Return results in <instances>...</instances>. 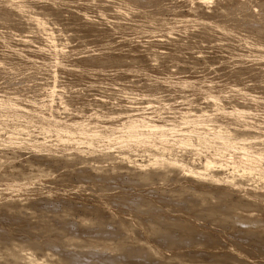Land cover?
Here are the masks:
<instances>
[{
    "label": "rangeland",
    "instance_id": "rangeland-1",
    "mask_svg": "<svg viewBox=\"0 0 264 264\" xmlns=\"http://www.w3.org/2000/svg\"><path fill=\"white\" fill-rule=\"evenodd\" d=\"M30 14L33 16L39 14V20L41 19L42 22L37 23V17L32 18ZM262 33H264V0H0V176L3 174L0 178V188H3L4 183L9 179L24 182L18 188L15 186L6 193L2 188L0 189V236L15 237L24 234L27 229L22 230L19 227L23 224L37 226L41 223L40 227L45 229L46 223L50 222L52 226L45 231L38 229L40 231L36 234L31 233L37 240H41V243L47 242L41 250L37 251L34 248L24 250V255L17 259L11 255L12 251L16 252V246L5 251L0 247V263L8 258L12 259L9 264H26L30 261L28 258L34 256L37 259H32L36 260L33 261L34 264H42V262L45 264L48 261L50 263L52 259L51 263L57 264L56 247V249H69L68 252L78 249L82 252L90 251L94 253V261L100 263L103 262L101 256L105 254L118 256L119 253V256H125L128 248L133 245V249L137 247V249L147 250L146 253L142 252L144 251L142 249V254L138 256V261L143 264H208V262L210 264L211 260V264H264V239H262L264 238V216H261L264 214V208H262L264 207V186L261 182L251 180L240 188L241 185L237 181H228L231 179L227 175L232 169L231 164V167L228 166L230 168L227 169L228 171L226 167L220 170L217 165L212 167L216 168V171L213 169L211 171L210 168L207 173L214 172L215 179L211 177L205 180L208 177L204 175L205 178L202 175H199L201 177L199 178L198 174L197 177L192 176L196 173H189L191 174L189 176L187 172L180 171L181 162H183L182 165L189 164L193 171L197 172L198 169L201 171V167L198 166L200 164L202 166L205 158L213 154V149L200 147L194 150V145L176 147V151L172 152L176 155L180 154L177 155L178 160L182 158L179 164L177 163L179 170L175 169L178 167L176 165L173 166L175 170L167 166L161 169L151 164L146 167L143 164L145 158L141 155L142 149L138 147L137 149L135 146L136 149L132 148L135 149L131 156L135 159L131 158L132 161L116 158L108 160L106 157L92 160L90 150L107 143L111 135L108 137L105 135L107 138H104L103 134V138L97 135V140L101 139L99 142H102L99 146L84 141L77 132L71 133L72 140H68L66 135L61 139H55L54 132L45 128V123L54 119L68 125L82 122L85 126L92 127L96 124L101 131L113 125L120 128V123L125 122L130 115L151 117L159 123L172 120L174 124H179L187 115L204 113L207 114L208 119H211L204 123L209 124L208 126L204 125L205 127L202 128L203 124L200 121L201 124L187 126L190 129L186 126L182 127L183 130L177 129L180 131L175 129V134L197 136L208 142L210 137L208 128L212 126L211 124L214 126L221 124L223 130H229L231 133L235 131L232 133L235 137L248 134L249 136L246 135V137L251 138L249 139L251 143L258 140L256 136L262 135L258 143L263 144L264 34ZM194 88L196 90L199 88L200 93L205 91L203 93L205 98ZM214 90L218 96L215 101L211 96L208 98L205 96L206 92L215 93ZM217 92L222 94L221 99ZM26 115L29 116L26 117ZM97 115L100 117L98 118ZM181 117L183 119L179 120ZM25 118L28 119L25 120ZM249 118H254L255 121ZM93 121L97 123L93 124ZM248 122L251 125L246 128ZM260 122L262 124H258ZM144 129L147 130V128ZM243 131L244 133H241ZM171 132L168 131L167 134ZM115 134L118 137V133H113V137L111 136L113 140ZM212 134L217 135L216 132ZM15 138L16 144H7V142L15 143ZM36 142L52 147V153H48V150L43 151L42 148L36 149L37 147L32 146L37 145ZM115 147H108V149L105 147L104 152L106 150L107 154L117 153L119 148ZM164 153L167 154L165 151ZM227 155L230 154L227 153ZM214 157L220 160L223 158L218 155ZM231 157L227 156L228 161ZM225 159L224 155L222 160ZM39 168L43 169L44 173ZM37 170H40V173ZM97 171L100 174H96ZM221 171L224 172L221 173ZM20 173H23L22 177ZM7 175L8 178H5ZM220 176L228 177V179L224 177L227 181ZM210 179L214 181L218 179V181L214 183ZM216 182L222 186L217 185ZM200 188L203 191L198 190ZM250 190H256V192H250ZM196 191L199 195L195 194ZM202 192H204L203 195ZM260 192H263V195ZM257 193L262 195H259L263 197L260 198L261 200L257 199L258 197H252L253 194H256L253 195L256 197ZM236 195L239 197L237 198ZM252 203L255 204L253 205L255 209ZM189 204L194 205L190 208ZM257 206H261L262 210L257 209ZM240 208L242 210L244 208L245 211L243 212ZM251 211L257 213L253 214ZM259 213L261 214L258 215ZM10 214L13 216H8ZM83 216H86L85 220H82ZM98 218L101 220L99 223H97L100 221ZM170 223L172 228L169 226ZM101 224H107L108 230L109 228L114 231L119 230L118 233L123 226L122 229L127 234L122 230L121 238L114 240L115 242L110 241L111 244L108 246L88 243L96 245L84 244L81 248L80 244L82 245L83 242L81 234L87 229L95 233ZM155 224L158 226L156 227ZM55 225L65 226L69 231L67 236L58 238L59 242L54 239L56 229L53 226ZM165 228L169 229L175 237L174 239L171 237L173 240L168 246L169 243L164 240L163 235L159 236L161 232H166ZM195 231L196 235L194 233L193 235L192 232ZM184 233L188 236L185 237ZM189 235L194 239L189 241ZM130 238L133 241L132 244ZM184 238H187L186 243ZM51 239L55 242L49 244ZM125 248H127L126 251ZM152 248L157 254L153 253ZM19 249L18 247L17 250ZM30 251L36 256L33 254L30 256ZM148 251L152 252L148 253ZM171 254L178 256L173 258ZM242 258L245 259L242 260ZM31 261L30 264H32Z\"/></svg>",
    "mask_w": 264,
    "mask_h": 264
},
{
    "label": "bare ground",
    "instance_id": "bare-ground-1",
    "mask_svg": "<svg viewBox=\"0 0 264 264\" xmlns=\"http://www.w3.org/2000/svg\"><path fill=\"white\" fill-rule=\"evenodd\" d=\"M137 2V1H136ZM127 3V2H126ZM230 3V2H229ZM201 4V3H200ZM235 6V5H234ZM215 7V6H214ZM260 8V7H259ZM226 10V9H225ZM36 13H38V12H36ZM36 13H34V14H36ZM250 13V12H249ZM252 13V12H251ZM31 15V17L33 18L34 16H36V15H32V14H30ZM39 15V14H38ZM36 16L37 17V19H35V20H37V23H38V21H41V19L39 20V16ZM36 17H34V18H36ZM41 17V16H40ZM46 17V16H45ZM42 18V17H41ZM35 20H34V22H35ZM43 20V19H42ZM51 21V20H50ZM42 22V21H41ZM44 22V21H43ZM54 23V22H53ZM40 24V23H39ZM43 24V23H42ZM41 27V26H40ZM43 27V26H42ZM46 27V26H45ZM44 27V28H45ZM254 27V26H253ZM54 28V27H53ZM255 28V27H254ZM252 29V28H251ZM244 30V29H243ZM45 32V31H44ZM46 32H48V31H46ZM52 33V32H51ZM48 34V33H47ZM54 34V33H53ZM262 34H264V33H262ZM43 36V35H42ZM264 36V35H263ZM251 37V36H250ZM46 39V38H45ZM258 39V38H257ZM254 40V39H253ZM263 45V44H262ZM230 46V45H229ZM232 47V46H231ZM230 48V47H229ZM243 60V59H242ZM54 65V64H53ZM39 66V65H38ZM259 67V66H258ZM90 74V73H89ZM101 77V76H100ZM109 80V79H108ZM191 84H193V83H191ZM119 86V85H118ZM195 86V85H194ZM203 87V86H202ZM212 88V87H211ZM226 88V87H225ZM195 89V88H194ZM198 90H199V88H197ZM202 89V88H201ZM213 89V88H212ZM196 90V89H195ZM198 90H196V91H198ZM206 90V89H205ZM200 91V90H199ZM198 91V93H200ZM202 91V90H201ZM204 91V90H203ZM207 91H208V88H207ZM213 91V90H212ZM206 92V94H205V96H207V98H208V96H211L212 98H213V100L215 101L216 99H217V97L218 96H216V91L214 90V92L215 93H213V92ZM225 91V90H224ZM205 92V91H204ZM204 92H201L202 93V95H203V93ZM116 93V92H115ZM200 93V94H201ZM105 94V93H104ZM217 94L218 95H220V99H221V97H223V96H221L222 94H219V92H217ZM233 94V93H232ZM120 95V94H119ZM131 95V94H130ZM134 96V95H133ZM244 96V95H243ZM7 97V96H6ZM203 97H204V95H203ZM242 97V96H241ZM246 97V96H245ZM102 98V97H101ZM205 98V97H204ZM210 98V97H209ZM6 99V98H5ZM142 99V98H141ZM8 100V99H7ZM151 100V99H150ZM250 100V99H249ZM210 101V100H209ZM252 101V100H251ZM166 102V101H165ZM231 102V101H230ZM18 103V102H17ZM161 103V102H160ZM214 103V102H213ZM243 103V102H242ZM5 104V103H4ZM150 104V103H149ZM165 104V103H164ZM248 104V103H247ZM9 105H11V104H9ZM14 105H16V104H14ZM152 105V104H151ZM214 105H216V104H214ZM218 105V104H217ZM17 106V105H16ZM183 106V105H182ZM219 106V105H218ZM246 106V105H245ZM249 106V105H248ZM27 107V106H26ZM31 107V106H30ZM139 107V106H138ZM168 107V106H167ZM240 107V106H239ZM6 108V107H5ZM11 108V107H10ZM156 108V107H155ZM186 108V107H185ZM234 108V107H233ZM241 108V107H240ZM239 108V109H240ZM252 108V107H251ZM250 108V109H251ZM34 109V108H33ZM157 109H158V107H157ZM202 109V108H201ZM221 109V108H220ZM242 109V108H241ZM243 109H245L244 107H243ZM254 109V108H253ZM5 110V109H4ZM28 110V109H27ZM36 110V109H35ZM149 110H152V109H149ZM160 110V109H159ZM158 110V111H159ZM197 110V109H196ZM204 110H206V109H204ZM227 110V109H226ZM234 110V109H233ZM236 110V109H235ZM238 110V109H237ZM249 110V109H248ZM2 111V110H1ZM14 111V110H13ZM24 111V110H23ZM32 111V110H31ZM134 111V110H133ZM241 111H243V110H241ZM245 111V110H244ZM251 111V110H250ZM51 112V111H50ZM182 112V111H181ZM212 112V111H211ZM228 112V111H227ZM240 112V111H239ZM254 112H255V110H254ZM9 113H10V111H9ZM14 113V112H13ZM24 113H27V112H24ZM32 113V112H31ZM36 113H38V112H36ZM126 113V112H125ZM128 113V112H127ZM151 113H152V111H151ZM156 113V112H155ZM206 113V112H205ZM225 113V112H224ZM229 113V112H228ZM235 113V112H234ZM44 114V113H43ZM46 114V113H45ZM53 114V113H52ZM136 114V113H135ZM157 114V113H156ZM186 114V113H185ZM231 114H233V113H231ZM200 115V114H199ZM199 115H192V116H188L187 115V117H184V119L185 120H182L183 118L181 117V119H179V120H182V122L181 123H179V124H174V121L172 122V120L171 121H166L165 120V122H163V123H159V121H155V120H153L151 117H149V118H145V116L143 117H136V115H133L134 117H132L131 115V117L130 116H128L129 118H127V120L125 121V122H123V123H120L121 124V126H120V128H117V127H114V125L112 126V127H110L109 129H103V130H101L100 131V129H98V126L95 124V123H97V122H94L93 121V124H95L94 126H92V127H87V126H85L82 122L81 123H79V122H74V123H72L71 125H68V124H66V123H60V122H57V121H55L54 119L53 120H48L46 123H45V128H47L49 131H51V132H54V134H55V139H61V137L62 136H64V135H66L67 136V139L68 140H72V137L71 136H73L71 133H73V132H77L78 133V135L80 134V138L81 139H83L84 141L86 140V141H88V142H90V143H92V144H95V145H99L100 146V144L102 143H100L99 141L101 140V139H99V140H97V138H98V136H100V137H102L103 138V136H102V134L104 135V138H107L109 135H111L112 136V134L113 133H118V137H116V134H115V138H114V140L112 139V137L111 136H109V138H111V139H107L108 141H107V143L105 142H103L104 144L103 145H101L100 147H98V146H95V147H93V150L91 151L90 150V152H91V156H92V160L94 159V160H97V159H102V158H104V157H106V158H108V160L109 159H111L112 158V160H113V158H116L117 160L118 159H120V160H129V161H132V159L134 158H132L131 156H132V152H134L133 150H135L137 147L138 148H141L142 150H141V155H143L144 156V160H143V164L147 167V165H149L150 166V164L152 165V166H157V168H163V166L164 167H175V165L176 166H178L177 165V163L179 162V160H181V159H177V155H180V154H174L172 151L173 150H175V148L177 147H185V146H187V145H194L195 147V149L194 150H196V149H199L200 147L201 148H211V150L213 149V154L212 155H210L209 157H206L205 158V161L203 162V164H202V166H201V164H200V166H198V167H201V171H200V169H198L197 170V172L196 171H193V169L191 168V166L189 165V164H181V163H183V162H181L179 165L181 166L180 167V171H184V172H187V175H189V173H196V174H194V175H192L193 177H197V176H199V175H202V177H203V175L204 176H206V177H208V178H205V177H203V178H205V180L206 179H209V178H211V177H213V176H215V173L213 172H210L209 171V173H207V171L211 168V171H212V169H213V171H216L215 169L216 168H212L213 166H219L218 168L221 170L223 167H226V170L227 169H230V168H228V166L229 167H231V165H232V169L230 170V172H229V174H227L228 176H230L231 177V179L230 180H228V181H237L238 183H240V185L241 186H239L240 188L242 187V185L243 184H246V183H248V182H250L251 180H257V181H259V182H261V184L264 186V143L263 144H261V143H258V141H259V137L260 136H262V135H258V136H256V138L258 139V140H256V142L254 141H252V143H251V140L249 141V139H251V138H248V137H246V135H248V134H246V135H244V134H242L241 136H238V137H235V136H233L232 135V133L234 132L235 133V131H233L232 133H231V131H229V130H226V129H222V127H221V124H216L215 126L213 125V124H211L212 126L211 127H209L208 128V133H209V136L210 137H208V142L207 141H204V140H202V138L201 137H195V136H192V135H188V134H183V135H180V133H179V135L177 136L175 133H176V131H175V129L177 130V129H181V130H183L185 127L184 126H186V128H188L187 126H194L195 124H201V122H202V126L201 125H199V126H201L202 128H203V126L204 125H206V126H208L209 124H204L205 123V121L206 120H211V119H208V116H207V114H204V113H201V115L199 116ZM206 115V116H205ZM228 115V114H227ZM23 116V115H22ZM29 115H26V117H28ZM56 116V115H55ZM98 116V115H97ZM179 116V115H178ZM183 116V115H182ZM226 115H224V117H225ZM242 116V115H241ZM240 116V117H241ZM249 116V115H248ZM10 117V116H9ZM47 117V116H46ZM49 117V116H48ZM100 116H98V118H99ZM112 117V116H111ZM155 117V116H154ZM215 117V116H214ZM229 117V116H228ZM239 117V116H238ZM245 117H247V116H245ZM31 118H33L32 116H31ZM54 118V117H53ZM76 118V117H75ZM78 118V117H77ZM94 118V117H93ZM97 118V117H96ZM125 118V119H126ZM164 117H162V119H163ZM227 118V117H226ZM243 118V117H242ZM26 119H28V118H25V120ZM35 119V118H34ZM112 119V118H111ZM170 119H173V118H170ZM169 119V120H170ZM223 119V118H222ZM232 119V118H231ZM248 119V118H247ZM250 119V118H249ZM252 119V121H253V119L254 118H251ZM250 119V120H251ZM18 120V119H17ZM76 120V119H75ZM175 120V119H174ZM215 120V119H214ZM245 120V119H244ZM35 121V120H34ZM37 121H39V120H37ZM42 121V120H41ZM177 121V120H176ZM175 121V122H176ZM201 121V122H200ZM231 121H233V120H231ZM254 121H255V119H254ZM262 121V120H261ZM264 121V120H263ZM8 122V121H7ZM23 122H25V121H23ZM27 122V121H26ZM36 122V121H35ZM67 122V121H66ZM72 122V121H71ZM70 122V123H71ZM102 122V121H101ZM220 122H222V121H220ZM230 122V121H229ZM244 122V121H243ZM20 123H22V122H20ZM34 123V122H33ZM42 123H43V121H42ZM233 123V122H232ZM254 123V122H253ZM35 124V123H34ZM38 124H40V123H38ZM92 124V123H91ZM234 124V123H233ZM258 124H262L261 122L260 123H258ZM14 125V124H13ZM22 125V124H21ZM44 125V124H43ZM105 125V124H104ZM110 125V124H109ZM223 125V124H222ZM238 125V124H237ZM248 127H246V128H249L250 127V123L248 122ZM253 125V124H252ZM257 125V124H256ZM17 126V125H16ZM30 126V125H29ZM34 126V125H33ZM198 126V127H199ZM244 126V125H243ZM32 127V126H31ZM99 127H101V126H99ZM182 127H184V128H182ZM205 127V126H204ZM227 127V126H226ZM258 127V126H257ZM17 128V127H16ZM28 128V127H27ZM144 128H147V130H145ZM150 128V129H149ZM192 128H196V127H192ZM200 128V127H199ZM218 128V129H217ZM259 128H261V127H259ZM262 128H264V127H262ZM22 129V128H21ZM29 129V128H28ZM188 129H190V128H188ZM46 130V129H45ZM186 130V129H185ZM199 130V129H198ZM207 130V129H206ZM205 130V131H206ZM237 130V129H236ZM239 130V129H238ZM247 130V129H246ZM246 130H245V132H246ZM264 130V129H263ZM168 131H172L170 134H167V132ZM174 131V132H173ZM177 131H180V130H177ZM196 131V130H195ZM250 131V130H249ZM35 132V131H34ZM33 132V133H34ZM50 132V133H51ZM183 132V131H182ZM198 132H200V131H198ZM212 132L213 133H215L216 132V134H217V132H220L219 134H217V135H214V134H212ZM237 132V131H236ZM248 132V131H247ZM256 132V131H255ZM254 132V133H255ZM101 133V134H100ZM194 133H196V132H194ZM238 133H240V132H238ZM241 133H244V131L243 132H241ZM240 133V134H241ZM253 133V135H255ZM71 134V135H70ZM74 134V133H73ZM178 134V133H177ZM197 134V133H196ZM249 134H250V132H249ZM251 134H252V132H251ZM260 134H263V133H260ZM21 135V134H20ZM27 135V134H26ZM98 135V136H97ZM107 137H106V136ZM200 135H201V133H200ZM207 135V134H206ZM237 135H239V134H237ZM252 135V136H253ZM257 135V134H256ZM264 135V134H263ZM17 136V135H16ZM37 136V135H36ZM163 136H168L169 138H166V137H163ZM244 136H245V138H244ZM249 136V135H248ZM2 137V136H1ZM18 137V136H17ZM99 137V138H100ZM255 137V136H254ZM254 137H252V138H254ZM28 138V137H27ZM262 138V137H261ZM12 139H13V137H12ZM16 139V138H15ZM74 139V138H73ZM80 139V140H81ZM11 140V139H10ZM47 140V139H46ZM206 140V139H205ZM263 140V139H262ZM1 141V140H0ZM5 141V140H4ZM13 141V140H12ZM15 141H17V139L16 140H14V142ZM74 141V140H73ZM77 141V140H76ZM82 141V140H81ZM28 142H30V141H28ZM64 142V141H63ZM78 142H79V140H78ZM213 142H217L216 144H211V143H213ZM260 142V141H259ZM4 143H6V141L4 142ZM8 143H10V144H12V145H14V144H16L17 142H15V143H13V142H7V144ZM46 143V142H45ZM85 143V142H84ZM89 143V144H90ZM100 143V144H99ZM24 144H25V142H24ZM28 144V143H27ZM32 144H35V143H32ZM36 144L37 145H32V146H34V147H37L36 149H38V148H42L41 150H48V153H50L51 152V150H52V147H48L46 144H44V143H40V144H38L37 142H36ZM55 144H56V142H55ZM75 144V143H74ZM211 144V145H210ZM9 145V144H8ZM11 145V146H12ZM30 145V144H29ZM64 145V144H63ZM68 145V144H67ZM70 145H71V143H70ZM73 145V144H72ZM79 145V144H78ZM16 146V145H15ZM27 146V145H26ZM52 146V145H51ZM60 146V145H59ZM77 146V145H76ZM76 146H74L75 148H76ZM89 146V145H88ZM112 146H116V147H118L119 148V150L117 151V153H105L106 152V150H105V152H104V148L105 147H107V149H108V147L110 148V147H112ZM136 148H135V147ZM18 147V146H17ZM53 147H55V146H53ZM71 147V146H70ZM78 147V146H77ZM115 147V148H116ZM214 147V148H213ZM58 148V147H57ZM56 148V149H57ZM60 148V147H59ZM62 148V147H61ZM80 148V147H79ZM90 148V147H89ZM114 148V149H115ZM131 148V149H130ZM132 148H135V149H132ZM137 148V149H138ZM32 149V148H31ZM106 149V148H105ZM50 150V151H49ZM88 150V149H87ZM113 150V149H112ZM167 150V151H166ZM97 151V152H96ZM138 151H140V149L138 150ZM137 151V152H138ZM164 151L167 153V154H165L164 153ZM176 151V150H175ZM64 152V151H63ZM96 152V153H95ZM111 152H113V151H111ZM169 152V153H168ZM198 152V151H197ZM43 153V152H42ZM42 153H40V154H42ZM47 153V152H46ZM52 153V152H51ZM95 153V154H94ZM176 153V152H175ZM227 153L228 154H230L231 156H233V157H231L230 155H227ZM135 154H137L138 155V153H136L135 152ZM210 154V153H209ZM45 155V154H44ZM80 155V154H79ZM83 155V154H82ZM94 155V156H93ZM133 155H134V153H133ZM216 155H218V157L219 156H223V158H224V155H225V158L227 159V156H229V157H231V158H229V160L230 161H228V159L226 160H222L223 158H221V160L219 159V158H216V157H214V156H216ZM227 155V156H226ZM43 156V155H42ZM47 156V155H46ZM71 156V155H70ZM90 156V157H91ZM78 157V156H77ZM83 157V156H82ZM87 157H89V156H87ZM199 157V156H198ZM45 158V157H44ZM85 158H86V156H85ZM105 158V159H106ZM132 158V159H131ZM179 158V157H178ZM262 158H263V160H262ZM52 159V158H51ZM69 159V158H68ZM78 159V158H77ZM82 159V158H81ZM90 159V160H91ZM135 159V158H134ZM199 159V158H198ZM219 159V160H218ZM72 160V159H71ZM89 160V159H88ZM125 160V161H126ZM260 160V161H259ZM3 161V160H2ZM128 161V162H129ZM183 161V160H182ZM0 162H1V160H0ZM67 162V161H66ZM71 162V161H70ZM97 162V161H96ZM119 162V161H118ZM135 163H136V161H134ZM142 162V161H141ZM186 162V161H185ZM259 162V163H258ZM120 163V162H119ZM187 163V162H186ZM192 163V162H191ZM194 163V162H193ZM45 164V163H44ZM121 164V163H120ZM137 164H138V162H137ZM136 164V165H137ZM141 164V163H140ZM231 164V165H230ZM67 165H68V163H67ZM97 165V164H96ZM132 165V164H131ZM142 165V164H141ZM196 165V164H195ZM138 166V165H137ZM117 167V166H116ZM142 167V166H141ZM174 167H173V169H174ZM192 167H194V165L192 166ZM195 167H197V166H195ZM9 168V167H8ZM170 168V169H171ZM179 168V166L176 168L175 167V169H178ZM41 171L43 170V169H41V168H39ZM151 169V168H150ZM153 169V168H152ZM155 169V168H154ZM172 169V170H173ZM174 169V170H175ZM196 169V168H195ZM218 169V170H219ZM10 170V169H9ZM40 170H37V171H39L38 173H40ZM82 170V169H81ZM147 170V169H146ZM157 170V169H156ZM166 170V169H165ZM179 170V169H178ZM217 170V171H218ZM219 170V171H220ZM223 170V169H222ZM75 171V170H74ZM79 171V170H78ZM83 171V170H82ZM87 171V170H86ZM200 171V172H199ZM218 171V172H219ZM228 171V170H227ZM43 173H44V170L42 171ZM41 172V173H42ZM76 172V171H75ZM145 172H147V171H145ZM164 172V171H163ZM177 172V171H176ZM222 172H224V171H221V173ZM6 173V172H5ZM4 173V174H5ZM11 173V172H10ZM80 173V172H79ZM79 173H78V175H79ZM82 173V172H81ZM87 173H88V171H87ZM97 173H99L98 171L96 172V174ZM147 173H150V172H147ZM161 173V172H160ZM2 174V173H1ZM14 174H15V172H14ZM23 174V173H22ZM21 173L19 174L20 176L22 175ZM37 174V173H36ZM76 174V173H75ZM86 174V173H85ZM100 174V173H99ZM98 174V175H99ZM155 174V173H154ZM165 174V173H164ZM178 174V173H177ZM198 174V175H197ZM35 175V174H34ZM77 175V174H76ZM77 175V176H78ZM88 175H89V173H88ZM163 175V174H162ZM181 175V174H180ZM187 175H186V177H187ZM197 175V176H196ZM220 175V174H219ZM219 175H216V176H219ZM222 175V174H221ZM223 175H224V173H223ZM1 176H3V174L1 175ZM0 176V178H2ZM82 176V175H81ZM97 176V175H96ZM147 176V175H146ZM148 176H149V174H148ZM147 176V177H148ZM189 176H191V174L189 175ZM210 176V177H209ZM15 177V176H14ZM22 177V176H21ZM24 177V176H23ZM38 177V176H37ZM47 177V176H46ZM92 177V176H91ZM98 177H100V176H98ZM177 177V176H176ZM185 177V178H186ZM221 177V176H220ZM223 177V176H222ZM221 177V178H222ZM225 178H226V176H224ZM223 177V178H224ZM4 178V177H3ZM5 178H8V175L5 177ZM49 178V177H48ZM80 178V177H79ZM102 178V177H101ZM191 178V177H190ZM199 178H201L200 176H199ZM198 178V179H199ZM214 178V177H213ZM217 178V177H216ZM224 178V181H227L226 179H228V177L225 179ZM191 179H193V178H191ZM190 179V180H191ZM197 179V178H196ZM215 179V178H214ZM220 179V178H219ZM7 180V179H6ZM176 180V179H175ZM211 180H213V179H210V181ZM217 181H218V179H216ZM215 180V181H216ZM221 180V179H220ZM25 181V180H24ZM189 181V180H188ZM187 181V182H188ZM194 181H195V179H194ZM198 181V180H197ZM202 181V180H201ZM208 181V180H207ZM214 181V180H213ZM215 181H214V183H215ZM256 181V182H257ZM21 181L20 180H18V181H10V179H9V181L8 182H6V183H4V181H3V183L5 184L4 186H3V188H2V190L3 191H5V193H6V191L8 192V191H11L12 189H14L15 188V186L18 188V186H20L22 183H24L23 181L20 183ZM192 182V181H191ZM203 182V181H202ZM206 182V181H205ZM253 182V181H252ZM255 182V181H254ZM26 183V182H25ZM199 183V182H198ZM212 183V182H211ZM217 183V182H216ZM219 183H221V181L219 182ZM235 183V182H234ZM184 184H186V183H184ZM191 184V183H190ZM203 184V183H202ZM228 184V183H227ZM229 184H231V183H229ZM254 184V183H253ZM182 185V184H181ZM200 185H201V183H200ZM208 185V184H207ZM213 185V184H212ZM211 185V186H212ZM217 185H221V184H218L217 183ZM226 185V184H225ZM222 186V185H221ZM227 186V185H226ZM231 185H229L228 187H230ZM232 186H234V184H232ZM255 186V185H254ZM13 187V188H12ZM24 187V186H23ZM198 187H200V186H198ZM203 187H205V186H203ZM209 187V186H208ZM227 187V188H228ZM262 187V186H261ZM0 188V189H1ZM103 188V187H102ZM178 188V187H177ZM190 188V187H189ZM195 188H197L196 186H195ZM202 188V187H201ZM198 189V190H201V191H203L202 189ZM212 188V187H211ZM210 188V189H211ZM219 188V187H218ZM217 188V189H218ZM234 188V187H233ZM235 188H236V185H235ZM234 188V189H235ZM251 188H253V187H251ZM263 188V187H262ZM20 189V188H19ZM18 189V190H19ZM22 189V188H21ZM175 189V188H174ZM185 189V188H184ZM192 189V188H191ZM190 189V190H191ZM206 189H208V188H206ZM221 189V188H220ZM230 189H231V187H230ZM264 189V188H263ZM181 190V189H180ZM186 190V189H185ZM219 190V189H218ZM21 191V190H20ZM175 191V190H174ZM195 191V190H194ZM209 191V190H208ZM222 191V190H221ZM220 191V192H221ZM226 191V190H225ZM238 191V190H237ZM255 192H256V190H254ZM253 190H250V192H254ZM263 191V190H262ZM12 192H14V190L12 191ZM179 192V191H178ZM191 192H193L192 190H191ZM198 191H196L195 192V194L197 193ZM228 192V191H227ZM226 192V193H227ZM249 192V191H248ZM175 193H177V192H175ZM194 193V192H193ZM199 193H200V191H199ZM203 193L204 192H202V195H203ZM206 193V192H205ZM218 193V192H217ZM225 193V192H224ZM240 193V192H239ZM261 194L263 193V192H260ZM185 194V193H184ZM198 194V193H197ZM201 194V193H200ZM211 194V193H210ZM232 194V193H231ZM252 194V193H251ZM258 194V193H257ZM261 194H258L256 197H254L253 195H256V194H253L252 195V197L253 198H257V199H260V198H263V197H259V195L260 196H262ZM177 195V194H176ZM181 195L183 196V193H181ZM180 195V196H181ZM199 195V194H198ZM206 195H207V193H206ZM227 195H228V193H227ZM11 196H13V195H11ZM178 196H179V194H178ZM193 196V195H192ZM211 196V195H210ZM220 196V195H219ZM264 196V195H263ZM174 197V196H173ZM190 197H191V195H190ZM194 197V196H193ZM192 197V198H193ZM227 197V196H226ZM230 197V196H229ZM236 197H237V195H236ZM239 197V196H238ZM237 197V198H238ZM9 198V197H8ZM11 198V197H10ZM144 198V197H143ZM171 198V197H170ZM189 198V197H188ZM198 198H200V197H198ZM233 198V197H232ZM17 199V198H16ZM31 199V198H30ZM142 199V198H141ZM140 199V200H141ZM172 199V198H171ZM195 199H197V198H195ZM215 199V198H214ZM241 199V198H240ZM6 200V199H5ZM13 200V199H12ZM128 200V199H127ZM132 200V199H131ZM146 200V199H145ZM148 200V199H147ZM181 200V199H180ZM211 200V199H210ZM261 200V199H260ZM264 200V199H263ZM10 201V200H9ZM17 201V200H16ZM129 201V200H128ZM134 201V200H133ZM136 201V200H135ZM173 201V200H172ZM188 201H190V200H188ZM199 201V200H198ZM236 202H237V200H235ZM5 202V201H4ZM3 202V203H4ZM130 202V201H129ZM132 202V201H131ZM142 202V201H141ZM174 202V201H173ZM177 202V201H176ZM200 202V201H199ZM213 202V201H212ZM228 202V201H227ZM241 202V201H240ZM1 203V202H0ZM18 203H19V201H18ZM49 203V202H48ZM146 203V202H145ZM178 203V202H177ZM179 203H180V201H179ZM190 203V202H189ZM191 203H193L192 201H191ZM196 203V202H195ZM220 203H222V202H220ZM6 204H8V203H6ZM15 204H17V203H15ZM132 204V203H131ZM140 204V203H139ZM142 204V203H141ZM174 204H176V203H174ZM210 204V203H209ZM216 204V203H215ZM3 205V204H2ZM144 205V204H143ZM142 205V206H143ZM191 207L190 208H192V206L194 205H191V204H189ZM223 205V204H222ZM228 205V204H227ZM232 205V204H231ZM235 205V204H234ZM238 205V204H237ZM248 205H250V204H248ZM253 205H255L254 203H252V206ZM1 206V205H0ZM4 206V205H3ZM8 206V205H7ZM11 206V205H10ZM18 206H19V204H18ZM206 207H207V205H205ZM230 206V205H229ZM247 206V205H246ZM262 206V205H261ZM260 206V207H261ZM13 207V206H12ZM15 207H17L16 205H15ZM186 207H187V205H186ZM189 207V206H188ZM205 207V208H206ZM209 207V209H210V206H208ZM249 207V206H248ZM258 207V206H257ZM260 207H258L257 209H259ZM5 208V207H4ZM10 208V207H9ZM8 208V209H9ZM141 208V207H140ZM189 208V209H190ZM212 208V207H211ZM245 208V207H244ZM243 208V210L245 211V209ZM253 208H254V206H253ZM262 208H264V207H262ZM1 209H2V207H1ZM5 209H7V208H5ZM12 209V208H11ZM15 209V208H14ZM151 209V208H150ZM188 209V208H187ZM226 209H227V207H226ZM233 209V208H232ZM241 209V208H240ZM239 209V210H240ZM255 209V208H254ZM261 209V208H260ZM16 210H17V208H16ZM170 210V209H169ZM192 210V209H191ZM212 210V209H211ZM242 210V209H241ZM240 210V211H241ZM242 210V211H243ZM262 210V209H261ZM13 211H15V210H13ZM12 211V212H13ZM18 212H19V210H17ZM144 211V210H143ZM179 211V210H178ZM202 211V210H201ZM204 211V210H203ZM207 211H209V210H207ZM241 211V212H242ZM243 211V212H244ZM248 211V210H247ZM249 211H250V209H249ZM6 212V211H5ZM7 212H8V210H7ZM11 212V213H12ZM21 212H22V210H21ZM171 212V211H170ZM173 212V211H172ZM191 212V211H190ZM192 212H194V210L192 211ZM209 212H211V211H209ZM237 212H239L238 210H237ZM243 212H242V214H243ZM253 214H255V213H257V212H255L254 213V211H251ZM260 212V211H259ZM261 212H263V211H261ZM10 213V212H9ZM37 213V212H36ZM113 213V212H112ZM154 213V212H153ZM167 213V212H166ZM187 213V212H186ZM205 213H206V210H205ZM249 213V212H248ZM264 213V212H263ZM7 214V213H6ZM15 214H16V211H15ZM14 214V212H13V215H15ZM84 214V213H83ZM110 214H111V212H110ZM145 214V213H144ZM155 214V213H154ZM182 214V213H181ZM197 214V213H196ZM196 214H194V215H196ZM203 214H204V212H203ZM207 214V213H206ZM241 214V213H240ZM245 214V213H244ZM251 214V213H250ZM261 213H259L258 215H260ZM11 215L12 214H10V215H8V216H10L11 217ZM12 215V216H13ZM48 215V214H47ZM68 215V214H67ZM85 215V214H84ZM101 215V214H100ZM114 215V214H113ZM157 215V214H156ZM189 215V214H188ZM237 215H238V213H237ZM51 216V215H50ZM99 216V215H98ZM111 216V215H110ZM116 216V215H115ZM153 216H155V215H153ZM165 216V215H164ZM167 216V215H166ZM176 216V215H175ZM217 216V215H216ZM226 216V215H225ZM262 217L264 216V214H262L261 215ZM44 217H46V216H44ZM69 217V216H68ZM86 217V216H85ZM84 216L82 217L83 219L82 220H85L84 218H85ZM101 217V216H100ZM99 217V218H100ZM112 217V216H111ZM110 217V218H111ZM121 217V216H120ZM120 217H119V219H120ZM140 217H142V216H140ZM187 217H189V216H187ZM193 217V216H192ZM199 217V216H198ZM202 217V216H201ZM2 218V217H1ZM14 218V217H13ZM16 218V217H15ZM20 218V217H19ZM50 218V217H49ZM53 218V217H52ZM51 218V219H52ZM88 218H89V216H88ZM98 218V219H99ZM115 218V217H114ZM144 218V217H143ZM142 218V219H143ZM146 218V217H145ZM156 218V217H155ZM170 218H172V216L170 217ZM179 218H181V217H179ZM185 218V217H184ZM200 218V217H199ZM199 218H197V219H199ZM204 218V217H203ZM261 218V217H260ZM43 219V218H42ZM65 219V218H64ZM94 219V218H93ZM102 219H103V216H102ZM116 219V218H115ZM125 219V218H124ZM134 219V218H133ZM14 220H16V219H14ZM25 220V219H24ZM55 220H56V218H55ZM54 220V221H55ZM60 220H62V218L60 219ZM100 220V219H99ZM120 220H122V219H120ZM139 220V219H138ZM147 220V219H146ZM173 221H174V219H172ZM171 220V221H172ZM181 220V219H180ZM180 220H178V221H180ZM186 220V219H185ZM189 220V219H188ZM196 220V219H195ZM194 220V221H195ZM260 220V219H259ZM8 221V220H7ZM20 221V220H19ZM52 221H53V219H52ZM118 221V220H117ZM132 221V220H131ZM135 221V220H134ZM178 221H175V223L176 222H178ZM191 221V220H190ZM212 221V220H211ZM15 222V221H14ZM27 222V221H26ZM25 222V223H26ZM37 222V221H36ZM60 222V221H59ZM99 222H101V220L100 221H97V223H99ZM119 222V221H118ZM148 222V221H147ZM153 222V221H152ZM181 222V221H180ZM187 222H189V221H187ZM11 223H13V222H11ZM18 223V222H17ZM50 223V222H49ZM47 224L46 223V225H45V227L47 226V228H45L46 230L47 229H49L48 227L50 226V227H52L50 224ZM53 223V222H52ZM61 223V222H60ZM131 223V222H130ZM133 223V222H132ZM137 223H139L138 221H137ZM157 223V222H156ZM172 223V222H171ZM171 223L169 224V226H171ZM179 223V222H178ZM194 223V222H193ZM260 223H261V221H260ZM14 224V223H13ZM43 224V223H42ZM84 224V223H83ZM94 224V223H93ZM96 224V223H95ZM109 224V223H108ZM173 224V223H172ZM180 224V223H179ZM182 224V223H181ZM194 224H196V223H194ZM2 225V224H1ZM17 225V224H16ZM20 225V224H19ZM63 225H64V222H63ZM79 225V224H78ZM97 225V224H96ZM156 225V224H155ZM174 225H176V224H174ZM225 225V224H224ZM18 226V225H17ZM38 226V227H37ZM29 225V224H23V225H20L19 227H21V229L22 230H26L25 231V233L24 234H20V235H18V236H13V237H7V236H3V235H1L0 237V247L2 248V249H4V251H5V249H12V247L13 246H16L17 248H16V252H14V251H12V254H11V251H10V254L11 255H13V257H15V258H17V257H19L20 256V258H21V255H24L23 254V251L24 250H32L33 248H34V250H41V248H42V246L43 245H45V243H47V242H44L43 241V243H41L40 241L41 240H37V238H35V237H33V234H31V233H34V234H36V232H38V231H40V230H43V231H45V229H43L42 227H40L41 226V223H40V225L38 224V225ZM43 226V225H42ZM86 226V225H85ZM109 226V225H108ZM119 226H121V224L119 225ZM127 226V225H126ZM125 226V227H126ZM142 226V225H141ZM148 226V225H147ZM158 225H156V227H157ZM160 226H161V224H160ZM163 226V225H162ZM196 226V225H195ZM197 226H199V225H197ZM234 226V225H233ZM5 227V226H4ZM13 227V226H12ZM15 227V226H14ZM25 227V228H24ZM27 227V228H26ZM44 227V226H43ZM56 227V228H55ZM55 227L53 226V228L54 229H56V230H54L53 228V230L55 231V233H56V235H55V238L54 239H57L56 240V242L58 241V238H62V237H64V236H67L68 234H69V231H67L68 229H66L65 228V226H63V227H60V226H56L55 225ZM77 227H79V226H77ZM122 228H123V226H121ZM120 227V228H121ZM129 227V226H128ZM140 227V226H139ZM173 226H171V228H172ZM180 227V226H179ZM200 227V226H199ZM264 227V226H263ZM18 228V227H17ZM81 228V227H80ZM87 228V227H86ZM89 228V227H88ZM97 228V227H96ZM121 228V231L123 230ZM127 228V227H126ZM181 228V227H180ZM193 228V227H192ZM38 229H40V230H38ZM119 229V228H118ZM130 229V228H129ZM144 229H145V227H144ZM194 229H195V227H194ZM197 230H198V228H196ZM195 229V230H196ZM263 229V228H262ZM33 230H35V231H33ZM76 230V229H75ZM91 229H87L86 231H85V233H83V234H81L82 236V239H81V237H80V239L81 240H83V242H82V245L80 244V246H81V248H83V246H84V244H88V243H98L99 245H101V244H103L104 246H108V244H111V242L110 241H112L113 240V242H115L114 240H119L121 237V235H120V233H121V231H120V233H118L119 232V230L117 231H114V230H110V228H109V230L107 229V224L105 225V224H101V226H99L98 227V229H96L95 230V233H93V232H91L90 231ZM136 230V229H135ZM160 230H164V229H161L160 228ZM172 230H174V229H172ZM176 230V229H175ZM179 230V229H178ZM244 230V229H243ZM7 231V230H6ZM9 231V230H8ZM19 231H21V230H19ZM53 231V232H54ZM93 231V230H92ZM124 231V230H123ZM129 231V230H128ZM137 231V230H136ZM165 231L166 232H164L163 231V233L161 234L160 233V235L159 236H162L163 238H164V240L165 241H167L168 243L169 242H171L175 237H174V235L170 232V230L169 229H166L165 228ZM184 231V230H183ZM182 231V232H183ZM186 231V230H185ZM194 231V230H193ZM263 231V230H262ZM11 232V231H10ZM10 232H9V234H10ZM74 232V231H73ZM125 232V231H124ZM135 232V231H134ZM155 232V231H154ZM179 232V231H178ZM188 232V231H187ZM248 232V231H247ZM264 232V231H263ZM126 233V232H125ZM156 233H158V232H156ZM195 234L196 233V231L195 232H192V234ZM198 233V232H197ZM3 234V233H2ZM8 234V235H9ZM31 234V235H30ZM124 234V233H123ZM127 234V233H126ZM134 234V233H133ZM155 234V233H154ZM187 234V233H186ZM193 234V235H194ZM238 234V233H237ZM245 234H246V232H245ZM75 235H77V234H75ZM151 235H152V233H151ZM172 235V236H171ZM184 235H185V233H184ZM196 235V234H195ZM198 235V234H197ZM156 236V235H155ZM176 236H178V234L176 235ZM180 236H182V235H180ZM187 236H188V234H187ZM186 235H185V237H187ZM42 237V236H41ZM73 237H76V236H73ZM72 237V238H73ZM130 237H131V234H130ZM153 237V236H152ZM171 237L173 238V239H171ZM184 237V236H183ZM182 237V238H183ZM234 237V236H233ZM263 237H264V235H263ZM70 238V237H69ZM77 238H78V236H77ZM124 238H126V237H124ZM124 238H122V239H124ZM178 238H179V241H181V238L178 236ZM196 238V237H195ZM203 238V237H202ZM206 238H207V236H206ZM44 239V238H43ZM54 239L52 240L51 239V241L50 242H48L49 244L50 243H52V242H55L54 241ZM79 239V238H78ZM138 239V238H137ZM185 239V238H184ZM187 239V238H186ZM186 239H185V243H186ZM190 239H194L193 238V236H191V235H189V241H190ZM262 239H264V238H262ZM45 240V239H44ZM50 239H48V241H49ZM132 239L130 238V241H131ZM133 240H134V238H133ZM158 240V239H157ZM176 240V239H175ZM197 240V239H196ZM195 240V241H196ZM207 240V239H206ZM261 240V239H260ZM61 241V240H60ZM125 241V240H124ZM177 241V240H176ZM198 241V240H197ZM262 241V240H261ZM59 242V241H58ZM65 242V241H64ZM112 242V243H113ZM120 242V241H119ZM122 243H123V241H121ZM132 242L133 241H131V244H132ZM162 242H163V240H162ZM209 242V241H208ZM212 242H213V240H212ZM264 242V241H263ZM262 242V243H263ZM72 243V242H71ZM70 243V244H71ZM126 243V242H125ZM165 243V242H164ZM177 243V242H176ZM181 243H182V241H181ZM181 243H179L180 245H181ZM188 243V242H187ZM200 243V242H199ZM258 243H260L259 241H258ZM61 244H62V242H61ZM60 244V245H61ZM96 244H88V246L89 245H96ZM115 244V243H114ZM113 244V245H114ZM146 244V243H145ZM167 244V243H166ZM195 244V243H194ZM48 245V244H47ZM55 245H56V243H55ZM60 245H59V247H60ZM123 245V244H122ZM126 245V244H125ZM127 245H129V244H127ZM138 245V244H137ZM165 245V244H164ZM164 245H163V247H164ZM168 245H170V243L169 244H167V246ZM188 245V244H187ZM244 245V244H243ZM259 245V244H258ZM133 246V245H132ZM132 246H130V248L132 247ZM139 246V245H138ZM161 246V245H160ZM177 246V245H176ZM261 246V245H260ZM263 246V245H262ZM18 247L21 249H19V250H17L18 249ZM65 247H67L66 245H65ZM64 247V248H65ZM152 247V246H151ZM151 247H149V248H151ZM178 247H180V246H178ZM264 247V246H263ZM57 248V247H56ZM55 248V252H56V254L58 255L56 258L57 259H55V261H56V263L57 264H143V263H141L140 261H138L139 260V255H141L142 253H141V250L143 249L142 247V249H137V247L135 248V249H133V247H132V249H130V248H128V250H127V252H129V253H123L125 256H119V253H118V256H112V255H107V254H105V255H103V256H101V258L103 259V262H96V261H94L95 259L93 258V256H94V253H91L90 251H88V252H82L81 251V249H78L77 251H73V250H70L71 252H68L67 250H69V249H56ZM63 248V247H62ZM80 248V247H79ZM90 248H91V246H90ZM118 248H119V246H118ZM122 248H124V247H122ZM127 248H125V251H126V249ZM138 248H140V247H138ZM149 248H147V249H149ZM260 248V247H259ZM73 249V248H72ZM116 249V248H115ZM153 249V248H152ZM164 249H165V247H164ZM13 250H15V249H13ZM97 250V249H96ZM117 250V249H116ZM115 250V251H116ZM144 251H142V252H146L147 253V250L145 251V249H143ZM154 250V249H153ZM152 250V251H153ZM175 249L173 248V251H174ZM259 250V249H258ZM7 252H8V254H9V251L8 250H6ZM114 251V252H115ZM152 251H150V252H152ZM169 251H170V249H169ZM32 251H30L29 253H30V256H33V255H35L36 256V254H33V252L31 253ZM108 252V251H107ZM149 251H148V253H150ZM25 253H27L28 254V252H25ZM104 253V252H103ZM113 253V252H112ZM141 253V254H140ZM153 253H156V251L154 250L153 251ZM171 253V252H170ZM193 253H195V252H193ZM198 253H200V252H198ZM197 253V254H198ZM205 253V252H204ZM225 253V252H224ZM5 254H6V252H5ZM33 254V255H32ZM115 254V253H114ZM122 254V253H121ZM157 254V253H156ZM159 254V253H158ZM164 254V253H163ZM174 254V253H173ZM173 254H171V255H173ZM218 254V253H217ZM226 254H227V252H226ZM26 255V254H25ZM132 255H133V257H132ZM159 255H162V253H160ZM171 255H169V256H171ZM189 255H191V254H189ZM196 255V254H195ZM221 255V254H220ZM219 255V256H220ZM225 255V254H224ZM228 255V254H227ZM5 256V255H4ZM47 256V255H46ZM48 256H50V255H48ZM153 256V255H152ZM165 256V255H164ZM174 256H175V258H176V256H178V255H173V258H174ZM180 256V255H179ZM192 256H194V255H192ZM7 257H9V256H7ZM6 257V258H7ZM26 257V256H25ZM38 257V256H37ZM132 257V258H131ZM155 257H156V255H155ZM218 257V256H217ZM228 257V256H227ZM5 258V257H4ZM10 259H11V257H9ZM27 258H28V255H27ZM34 258V256L33 257H30V258H28V259H30V261L32 260ZM39 258V257H38ZM50 259H51V256L49 257ZM48 258V259H49ZM152 258V257H151ZM170 258V260H172L171 259V257H169ZM180 258V257H179ZM197 258V257H196ZM212 258V257H211ZM214 258V257H213ZM220 258V257H219ZM18 259V258H17ZM34 259H36V258H34ZM153 259V258H152ZM238 259H240V258H238ZM237 259V260H238ZM245 259V258H244ZM243 258H242V260H244ZM4 260V259H3ZM6 260V261H5ZM4 260V262H2V263H0V264H9V262L11 263L12 261V259L11 260H9L8 258L7 259H5ZM37 260V259H36ZM35 260V261H36ZM41 259L39 258V261H40ZM167 260H169V259H167ZM174 260V259H173ZM176 260V259H175ZM211 260V259H210ZM241 260V259H240ZM13 261H15V260H13ZM29 261V262H30ZM34 260H32L31 261V263L32 264H34V262H33ZM51 261H53V259L51 260ZM51 261H50V263H48V262H45V264H53V263H51ZM192 261H193V259H192ZM201 261V260H200ZM204 261H205V259H204ZM207 261H209V260H207ZM248 261V260H247ZM1 262V261H0ZM21 262V261H20ZM28 262V261H27ZM27 262H26V264H27ZM28 262V263H29ZM41 262H42V260H41ZM195 262H197V261H195ZM201 262H203V261H201ZM206 262V261H205ZM211 262H212V260H211ZM211 262H210V264H211ZM217 262V261H216ZM226 262V261H225ZM38 263V262H37ZM44 262H42V264H43ZM157 263V262H156ZM240 263V262H239ZM14 264V263H13ZM30 264V263H29ZM41 264V263H40ZM152 264V263H151ZM158 264V263H157ZM164 264H166V263H164ZM205 264V263H204ZM208 264H209V262H208ZM213 264V263H212ZM217 264V263H216ZM237 264V263H236Z\"/></svg>",
    "mask_w": 264,
    "mask_h": 264
}]
</instances>
